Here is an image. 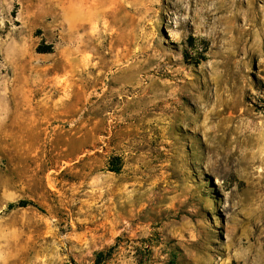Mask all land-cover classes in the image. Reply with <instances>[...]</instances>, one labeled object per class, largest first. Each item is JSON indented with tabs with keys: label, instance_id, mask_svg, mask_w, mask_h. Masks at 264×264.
Masks as SVG:
<instances>
[{
	"label": "rangeland",
	"instance_id": "1",
	"mask_svg": "<svg viewBox=\"0 0 264 264\" xmlns=\"http://www.w3.org/2000/svg\"><path fill=\"white\" fill-rule=\"evenodd\" d=\"M100 253L264 264V0H0V264Z\"/></svg>",
	"mask_w": 264,
	"mask_h": 264
},
{
	"label": "trees",
	"instance_id": "2",
	"mask_svg": "<svg viewBox=\"0 0 264 264\" xmlns=\"http://www.w3.org/2000/svg\"><path fill=\"white\" fill-rule=\"evenodd\" d=\"M112 172H117L116 170H112ZM29 205V203L28 202H20L19 203V207H26V206H28ZM13 207H15L14 205H10L9 206V208H13ZM102 257H103V254L102 253H100V254H98L97 255V264H100L101 263V259H102Z\"/></svg>",
	"mask_w": 264,
	"mask_h": 264
}]
</instances>
